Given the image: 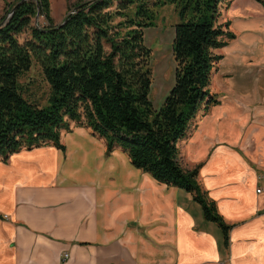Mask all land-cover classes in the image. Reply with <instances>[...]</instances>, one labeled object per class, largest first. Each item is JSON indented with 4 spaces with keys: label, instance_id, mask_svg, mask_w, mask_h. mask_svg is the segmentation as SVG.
<instances>
[{
    "label": "crops",
    "instance_id": "obj_1",
    "mask_svg": "<svg viewBox=\"0 0 264 264\" xmlns=\"http://www.w3.org/2000/svg\"><path fill=\"white\" fill-rule=\"evenodd\" d=\"M234 36L180 139L178 160L230 225L228 242L190 192L136 168L90 128L0 160V264H264V8L230 0ZM63 253L68 256L64 259Z\"/></svg>",
    "mask_w": 264,
    "mask_h": 264
},
{
    "label": "trees",
    "instance_id": "obj_2",
    "mask_svg": "<svg viewBox=\"0 0 264 264\" xmlns=\"http://www.w3.org/2000/svg\"><path fill=\"white\" fill-rule=\"evenodd\" d=\"M256 1L264 8V0ZM229 2L81 0L55 24L48 0H15L11 14L0 19V160L48 142L63 148L60 131L71 123L90 128L107 153L119 148L136 168L190 192L226 245L230 225L198 183V166L186 169L179 162L177 143L202 105L217 102L209 85L222 58L216 50L234 36L219 22ZM166 3L175 5L180 19L171 40L174 81L155 109L144 29ZM36 15L43 24H33ZM34 62L50 89L43 106L27 100L19 84Z\"/></svg>",
    "mask_w": 264,
    "mask_h": 264
},
{
    "label": "rangeland",
    "instance_id": "obj_3",
    "mask_svg": "<svg viewBox=\"0 0 264 264\" xmlns=\"http://www.w3.org/2000/svg\"><path fill=\"white\" fill-rule=\"evenodd\" d=\"M15 0H0V19L8 16V9ZM50 15L55 24L62 21L72 6L81 0H48ZM154 24L144 29V42L151 49L150 67L152 83L149 99L153 107L158 109L173 85L174 61L171 54V40L174 24L179 22V16L174 4L158 5L154 9ZM43 17L32 18L33 24H43ZM25 35H22L21 40ZM27 37V35H26ZM23 96L40 106L46 104L49 95V85L45 81L37 63L23 73L19 78ZM264 191V187H259Z\"/></svg>",
    "mask_w": 264,
    "mask_h": 264
},
{
    "label": "built area",
    "instance_id": "obj_4",
    "mask_svg": "<svg viewBox=\"0 0 264 264\" xmlns=\"http://www.w3.org/2000/svg\"><path fill=\"white\" fill-rule=\"evenodd\" d=\"M262 175H264V172L261 174V176H262ZM260 191H262L261 188H257V189H256V192H260ZM67 256H68L67 253H63V258H64V259H65Z\"/></svg>",
    "mask_w": 264,
    "mask_h": 264
},
{
    "label": "water",
    "instance_id": "obj_5",
    "mask_svg": "<svg viewBox=\"0 0 264 264\" xmlns=\"http://www.w3.org/2000/svg\"><path fill=\"white\" fill-rule=\"evenodd\" d=\"M10 14H11V13H9L8 16H9ZM8 16H7V17H8ZM36 19H37V15H36Z\"/></svg>",
    "mask_w": 264,
    "mask_h": 264
}]
</instances>
